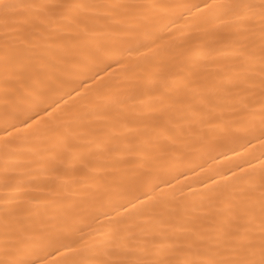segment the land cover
Listing matches in <instances>:
<instances>
[{
	"label": "snow or ice",
	"instance_id": "snow-or-ice-1",
	"mask_svg": "<svg viewBox=\"0 0 264 264\" xmlns=\"http://www.w3.org/2000/svg\"><path fill=\"white\" fill-rule=\"evenodd\" d=\"M0 264H264V0H0Z\"/></svg>",
	"mask_w": 264,
	"mask_h": 264
},
{
	"label": "bare ground",
	"instance_id": "bare-ground-1",
	"mask_svg": "<svg viewBox=\"0 0 264 264\" xmlns=\"http://www.w3.org/2000/svg\"><path fill=\"white\" fill-rule=\"evenodd\" d=\"M175 2H187V3H196L197 0H175ZM185 16H187V13H185ZM178 28L179 27H183V22L180 20H177V25ZM119 71V70H117ZM92 87L91 82H87L84 85L85 89H90ZM65 101L67 102V108L64 107L63 103H61V108L64 111H71L73 110L75 107L78 106V101H76L74 98L72 97H65ZM245 157L243 156H232L231 154H229L228 157H225L223 159H217L215 161L209 160L208 164L205 165V170H201V169H197V173H199V175H193V174H189L186 178V180L184 182L189 183V184H193V187L199 189V185L198 184H194V181L200 180L203 181L205 184L209 183L208 177L213 175V172H221L223 174H227L226 173V169L228 168H232L233 171H235V165L239 164L241 165V167H244V161ZM252 164H256V161H251ZM217 179V177L213 176V180Z\"/></svg>",
	"mask_w": 264,
	"mask_h": 264
}]
</instances>
